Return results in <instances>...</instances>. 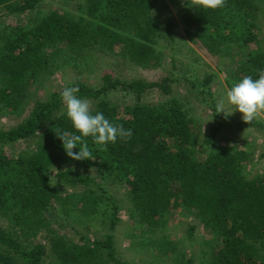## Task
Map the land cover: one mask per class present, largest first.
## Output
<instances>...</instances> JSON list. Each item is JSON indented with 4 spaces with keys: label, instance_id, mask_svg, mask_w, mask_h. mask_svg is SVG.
<instances>
[{
    "label": "trees",
    "instance_id": "16d2710c",
    "mask_svg": "<svg viewBox=\"0 0 264 264\" xmlns=\"http://www.w3.org/2000/svg\"><path fill=\"white\" fill-rule=\"evenodd\" d=\"M71 1L77 14L50 10L30 27L7 26L3 19L39 9L42 0H0V111L27 114L12 127H0V219L14 227L0 224V264H44L49 249L53 264H135L116 257L111 230L121 222V206L108 193L109 178L126 186L137 222L147 229L161 227L180 205L195 211L209 237L207 264H264V173L249 177L244 172L254 150L212 148L223 124L207 135L176 98L143 100L155 89L169 95L171 76L124 80L106 73L98 88L74 81L71 86H79L78 95L93 102V113L102 111L114 124L131 128L133 135L107 146L86 138L95 159L67 155L57 133L75 130L66 116L63 90L53 91L46 100L38 99L35 91L64 67L70 52L83 57L91 51L122 54L132 63L151 66L159 60L158 40L164 36L174 41L176 26L165 0ZM174 1L193 43L232 55L229 73L235 80L258 78L264 52L252 45L264 29V0H225L222 8L207 10L194 7L192 0ZM212 79L209 74L202 83L209 86ZM116 90L130 93L133 101L111 102L107 97ZM214 110L217 116L216 106ZM263 125L252 122L256 128ZM32 138L33 146L19 149L20 140ZM259 158H264V151ZM53 168L58 181L76 191H61L59 182L47 177ZM53 210L69 218L82 213L87 228L102 212L111 230L102 239L82 236L76 241L51 228L48 214ZM196 227L197 223L189 224V237L194 238ZM42 229L48 233V245L30 241ZM153 244L162 258L180 251L166 236ZM174 259L194 264L184 252Z\"/></svg>",
    "mask_w": 264,
    "mask_h": 264
},
{
    "label": "rangeland",
    "instance_id": "374dc122",
    "mask_svg": "<svg viewBox=\"0 0 264 264\" xmlns=\"http://www.w3.org/2000/svg\"><path fill=\"white\" fill-rule=\"evenodd\" d=\"M165 1L176 19L175 40H169L164 36L160 37L156 45L159 60L152 61V65L148 66L136 62L132 63L122 54L109 55L91 51L83 57L76 52H70L65 57L67 59L64 67L56 75H50L45 80L44 86L35 91L37 98L46 100L53 91L63 90L64 87L71 86L77 80L98 88L102 85L103 76L106 73L124 80L144 78L148 81H157L166 75L171 76L174 80L171 82L172 92L169 95L166 96L155 89L148 92L143 100L157 103L176 98L180 103H183L185 110L200 123L203 132L207 135L213 126L223 124L211 147L238 146L248 151L254 150L253 159L248 160L244 165V172L249 177L263 174L264 158L260 159L259 157L264 151V128H256L252 126V122L264 123V112L249 122L243 119V114L239 111H235L227 119L223 113L215 115L214 106H216L217 101L226 94L234 83L238 82L229 73L232 55L213 53L207 48L193 43L187 35L186 27L175 1ZM50 10L76 13L71 0H42L39 9L21 15L10 14L3 19V23L7 26L20 24L31 27L36 19L41 18ZM259 39V42L254 43L252 47L254 50L264 52V29ZM209 74H213V79L208 86L202 82L203 78ZM107 98L118 104L133 101L130 93L118 90L111 92ZM89 102L93 108V102ZM64 108L66 109L65 105ZM26 115L18 117L0 111V127H12L22 121ZM240 121L244 122L240 124ZM32 139L20 140L19 149L33 146L36 139ZM208 152L207 149L202 153L206 155ZM84 170L96 172L95 168H85ZM57 171V168H53L47 176L55 184L59 182L56 175ZM107 181L110 183L107 186L108 193L115 197L121 206L118 213L121 222L116 225L114 230L110 229L109 221L107 223L102 221V212L98 213L97 219L92 221L90 228H87V219L82 216V213L79 216L69 218L68 215L57 212V210L48 214L51 228L57 230L59 234L74 238L76 241H81L82 236H88L91 241L96 238L102 239L111 230L114 236L116 257L135 264H178L174 257L180 252H184L187 257L192 256L194 264H207L208 256L204 252L209 250L208 244L206 245L209 237L208 234L204 233L198 216L194 214L195 211L191 212V209L185 205H180L173 210L170 218L161 227L154 230L147 229L146 226L137 222V213L126 186L115 178H109ZM59 185H61V191L70 193L76 191L73 186L60 182ZM190 223H197L194 238L189 237L188 226ZM0 224L8 229L14 228L5 218L0 219ZM47 234L46 230L42 229L30 241L48 245L45 241ZM161 236H166L177 242L180 251L172 252L170 257H160V253L153 243L155 239ZM44 264H53L50 249L48 255L45 256Z\"/></svg>",
    "mask_w": 264,
    "mask_h": 264
},
{
    "label": "clouds",
    "instance_id": "9594fccd",
    "mask_svg": "<svg viewBox=\"0 0 264 264\" xmlns=\"http://www.w3.org/2000/svg\"><path fill=\"white\" fill-rule=\"evenodd\" d=\"M224 3L225 0H192L194 7L205 10L222 8ZM79 91V86L75 85L66 86L61 92L66 116L75 130L72 134L57 133L68 156L76 160L95 159L85 142L89 137L97 146L115 144L118 139L126 141L132 137L131 128L114 124L102 111L93 113L90 102L81 98ZM235 111L242 113L243 119L248 122L264 112V70L258 72V78L245 76L234 83L216 103V113H223L226 119ZM74 148L79 151L74 152Z\"/></svg>",
    "mask_w": 264,
    "mask_h": 264
}]
</instances>
